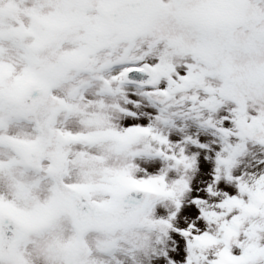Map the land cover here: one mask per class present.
<instances>
[{
	"label": "snow or ice",
	"instance_id": "snow-or-ice-1",
	"mask_svg": "<svg viewBox=\"0 0 264 264\" xmlns=\"http://www.w3.org/2000/svg\"><path fill=\"white\" fill-rule=\"evenodd\" d=\"M0 264H264V0H0Z\"/></svg>",
	"mask_w": 264,
	"mask_h": 264
}]
</instances>
